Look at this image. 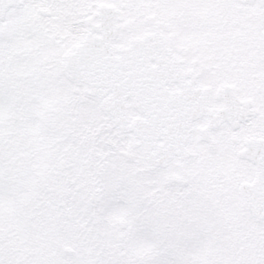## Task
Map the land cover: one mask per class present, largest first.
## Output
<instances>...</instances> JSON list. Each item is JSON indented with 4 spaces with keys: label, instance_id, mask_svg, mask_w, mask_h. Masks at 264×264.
Segmentation results:
<instances>
[{
    "label": "snow or ice",
    "instance_id": "6c2138e0",
    "mask_svg": "<svg viewBox=\"0 0 264 264\" xmlns=\"http://www.w3.org/2000/svg\"><path fill=\"white\" fill-rule=\"evenodd\" d=\"M0 264H264V0H0Z\"/></svg>",
    "mask_w": 264,
    "mask_h": 264
}]
</instances>
